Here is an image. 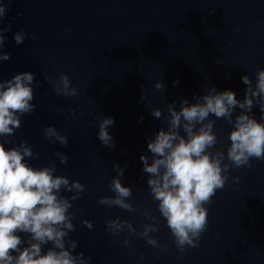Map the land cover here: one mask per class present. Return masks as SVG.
I'll return each mask as SVG.
<instances>
[{"label":"clouds","instance_id":"obj_1","mask_svg":"<svg viewBox=\"0 0 264 264\" xmlns=\"http://www.w3.org/2000/svg\"><path fill=\"white\" fill-rule=\"evenodd\" d=\"M6 11V6L0 3V23ZM11 28V24L7 28L0 27V62L10 59V53L4 52L3 48L4 33ZM25 38L23 30L13 34L17 45L23 44ZM35 38L33 34L31 39ZM241 79L247 86L243 100H238L233 91H218L213 85L202 96L194 97L195 103L190 104L182 98L179 110L175 101L167 104L168 116L162 120L166 130L161 128L147 143V149L152 154L151 162L147 155L140 156L142 171L149 177L147 186L150 195L158 202V211L166 220L173 242L182 256L186 247H199L201 234L208 226L205 205L211 204L217 190L225 187L229 169H251L253 159L264 161V69L257 71L255 86L248 75ZM45 80L52 83L59 96L78 95L77 88L71 86L69 77L64 73L56 80L48 76ZM34 83L39 82L31 72H20L11 79L0 80V137L13 136L21 126V117L35 111L36 105L32 103ZM173 83L175 85L179 81ZM155 87L164 90L165 85L160 80ZM143 98L142 92L141 102ZM257 105L261 112L260 120L250 114ZM237 107L242 111L233 120ZM150 114L157 119L163 116L158 107L153 108ZM210 116L222 118L233 125L229 134L231 143L227 148L228 163L224 162L225 153L222 150L209 151L219 143L213 130L216 121ZM114 123L113 117H103L99 122L98 139L109 150L114 147V140L108 129ZM44 136L62 147L68 145L67 137L55 126L45 127ZM7 143L10 141H0V264H88L91 256L85 257L83 252L74 254L78 242L69 237V233L75 231L72 222L75 213L69 212V209L85 186L79 181L70 182L66 176L54 175V163L42 168L30 166L25 158L39 159V154L34 153L26 141L11 148L5 147ZM55 155L61 164L68 163L69 157L63 152H56ZM113 168L117 175L112 178L109 190L115 195L100 197L98 202L129 212L137 211L128 202L132 189L124 186L120 179L124 169L118 163ZM239 179L238 176L233 177V182L238 183ZM62 189L75 194L65 197ZM142 215L155 223L143 224L142 231L137 233L129 221L116 218L106 221L107 231L116 236L127 230L132 235H139L154 248H160L159 241L150 235L158 231V218L147 209ZM82 223L88 229L93 228L89 220ZM19 233L29 234L28 240H23ZM49 242L52 247L45 253L43 246ZM25 243L27 246L21 248ZM130 243L129 239L124 240L125 245ZM162 250L167 251L166 244ZM143 258L141 254L140 259Z\"/></svg>","mask_w":264,"mask_h":264}]
</instances>
